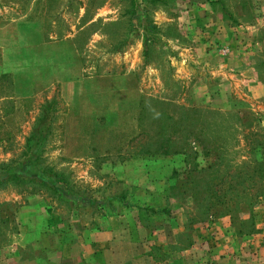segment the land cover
Masks as SVG:
<instances>
[{
    "label": "rangeland",
    "instance_id": "374dc122",
    "mask_svg": "<svg viewBox=\"0 0 264 264\" xmlns=\"http://www.w3.org/2000/svg\"><path fill=\"white\" fill-rule=\"evenodd\" d=\"M242 1L138 0L129 11L130 0H0V171L33 160L65 179L69 195L5 179L0 254L15 242L58 254L113 229L107 254L124 264L132 254L155 264H264L257 176L238 186L252 184L247 197L229 192L239 218L206 217L199 202L250 170L251 144L264 139V0L247 10ZM216 60L227 64L223 79ZM203 122L228 145L221 177L188 157L203 170L192 174L198 185L174 189V173L189 169L173 154L182 128L199 134ZM83 196L111 199L116 214L100 217Z\"/></svg>",
    "mask_w": 264,
    "mask_h": 264
},
{
    "label": "trees",
    "instance_id": "16d2710c",
    "mask_svg": "<svg viewBox=\"0 0 264 264\" xmlns=\"http://www.w3.org/2000/svg\"><path fill=\"white\" fill-rule=\"evenodd\" d=\"M137 1L138 0H130L131 7L129 11H132L133 8L137 7ZM250 0H243L241 3V7L245 10H247L249 7ZM221 4L225 5L224 0H215V5ZM224 13L229 14V11L225 7L223 9ZM135 11H133V15H135ZM190 111V110H189ZM194 111V110H192ZM197 113L200 112L196 110ZM216 114H219V110H216ZM236 111V110H232ZM239 112V111H236ZM188 113V112H187ZM195 124L187 125L186 127L182 128L184 132H182V137L184 139V143L179 147L180 149L175 148L173 150V154H179L180 156H186L183 160H188L186 163L189 165V169L187 168L185 175H182L181 173H174L173 179L176 180V185L174 186V189H182L184 186L189 185V183H194L197 178H199L197 175H192L195 172H199L200 174L203 170L196 171L195 169H192L193 167V161H195L197 158L201 159V162L206 160V164H208L207 169L204 170L206 172L210 170H215V176L212 177V179H218L221 177L219 172H221L223 169V165L225 164V161H227L226 153H227V146L225 142V138L221 137L218 134V126H215L214 130H209V125H207V122H203V125H200V131L199 134L195 130ZM204 136H203V134ZM207 133L211 134L209 135V139L211 138V141L207 138ZM215 138V142L213 139ZM220 139V142L218 140ZM175 147V146H174ZM251 153L254 154L253 157V166L246 164V169L250 168V170H242L238 174L230 177L229 180H226V183L228 185L227 190L224 188H219L217 190H214L213 186H211L212 189H208L206 192H204V196L201 198L199 202L205 204V210L203 211V215L207 217L211 214V211H213V214L216 216H226L231 215L233 219L239 218L241 215L240 208H237V214L233 215L231 211L234 210L233 208V198H227L229 195V192L235 193V198L240 200L241 196H246L251 193L250 189L252 188V184H247L245 190H238V186L243 183H248L251 181V178H255L257 176L262 186H264V139L257 140L254 144H251ZM193 154L194 157L191 155ZM188 157H191L193 161L189 162ZM198 163V162H197ZM201 164L198 163L197 168H201ZM197 166V165H196ZM209 167V168H208ZM204 168V167H203ZM202 169V168H201ZM213 175V173H212ZM211 175V176H212ZM181 176V177H180ZM183 176V177H182ZM197 176V177H196ZM8 181H15V182H22L27 183V181L31 183H35L39 186H45L50 189H52L54 192L59 193V195L63 198L69 197L68 193L66 192V188H63L61 185L66 186L65 179L61 178L57 174H53V172H50L46 168H41L38 165L36 166L33 160H26V162L20 163L19 166L13 167L10 164H4L1 167L0 171V184L4 182V180ZM210 179V180H212ZM224 179L220 180V183L223 182ZM218 183H215L217 185ZM64 186V187H65ZM215 187V186H214ZM263 189V187H259V189ZM252 196H263L264 192L256 191L253 193ZM82 203H89V205H94L97 209V212H99L100 217H106L109 215L108 208L116 209L115 205L112 201H108L107 204H105V201L97 200L92 197L83 196V198H79ZM238 203V202H235ZM247 205L252 208L253 202L249 201ZM110 211V210H109ZM113 214H116L114 212Z\"/></svg>",
    "mask_w": 264,
    "mask_h": 264
},
{
    "label": "crops",
    "instance_id": "0c3cea01",
    "mask_svg": "<svg viewBox=\"0 0 264 264\" xmlns=\"http://www.w3.org/2000/svg\"><path fill=\"white\" fill-rule=\"evenodd\" d=\"M219 61L216 60L215 62V77L217 76V79H220L221 76L223 79L226 73H230L226 68L227 64H224L222 60ZM24 233L19 234V237L22 238ZM119 234L120 232L117 230L113 231V229L96 231L92 236V243L89 241V243L83 245H67L58 254L52 253L44 256L34 254L33 249L29 248L31 244L22 245L19 243L16 245V242L11 243L6 246L8 247L5 250L7 254H0V264H124L125 261L123 259H118L121 254H107L108 244L105 241L107 239L114 240L116 237L119 238ZM3 248H0V250H3ZM95 251H98L97 254H93ZM141 257L145 263L155 264L151 254H132L131 264H140Z\"/></svg>",
    "mask_w": 264,
    "mask_h": 264
}]
</instances>
